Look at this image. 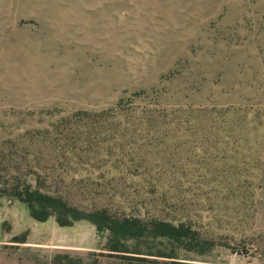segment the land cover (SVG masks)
Instances as JSON below:
<instances>
[{
    "label": "rangeland",
    "instance_id": "374dc122",
    "mask_svg": "<svg viewBox=\"0 0 264 264\" xmlns=\"http://www.w3.org/2000/svg\"><path fill=\"white\" fill-rule=\"evenodd\" d=\"M25 189L213 249L142 237L113 253L86 220H34ZM173 252L264 264V0H0V264Z\"/></svg>",
    "mask_w": 264,
    "mask_h": 264
},
{
    "label": "trees",
    "instance_id": "16d2710c",
    "mask_svg": "<svg viewBox=\"0 0 264 264\" xmlns=\"http://www.w3.org/2000/svg\"><path fill=\"white\" fill-rule=\"evenodd\" d=\"M17 195L19 200L25 205L29 215L36 221L45 222L48 218L54 217L60 227H67L72 226L75 222L86 220L95 226L98 233L109 231V251L113 253L128 252L125 251L122 244L123 241L140 239L142 237L166 239L183 247L185 251L195 252L200 256L205 255L213 249L211 243L200 240L198 235L183 225L176 227L165 222H154L151 224V227H148L137 219H113L106 212L84 213L75 207L69 206L66 202L30 189L18 192ZM17 239L15 238V240ZM21 242H24V238ZM175 255L173 252L157 256L173 259L171 261L173 264H189L179 262ZM63 257L67 261L65 264H76L69 254ZM130 257L129 259L137 261H146L147 259L145 256Z\"/></svg>",
    "mask_w": 264,
    "mask_h": 264
}]
</instances>
